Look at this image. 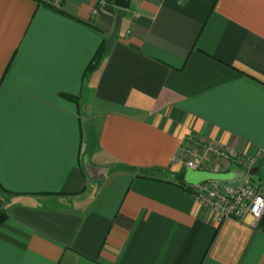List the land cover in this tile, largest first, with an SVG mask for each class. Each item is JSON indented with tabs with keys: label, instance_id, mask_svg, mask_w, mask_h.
I'll return each mask as SVG.
<instances>
[{
	"label": "crops",
	"instance_id": "crops-1",
	"mask_svg": "<svg viewBox=\"0 0 264 264\" xmlns=\"http://www.w3.org/2000/svg\"><path fill=\"white\" fill-rule=\"evenodd\" d=\"M100 1L0 0V264H264L185 182L212 145L264 190V0Z\"/></svg>",
	"mask_w": 264,
	"mask_h": 264
},
{
	"label": "built area",
	"instance_id": "built-area-1",
	"mask_svg": "<svg viewBox=\"0 0 264 264\" xmlns=\"http://www.w3.org/2000/svg\"><path fill=\"white\" fill-rule=\"evenodd\" d=\"M100 3L101 6L107 5L106 0H101ZM94 14L96 15L97 11ZM187 154L190 159L185 161L186 167L194 171H208L206 166L209 156H214L224 162L248 164L247 160L239 158L234 151L222 150L212 145L189 151ZM174 162L180 163L183 159L176 157ZM188 192L197 205L214 213L219 223L230 220L245 224L250 219V226L257 228L264 217V195L260 186L253 183L250 176L234 184L209 182L189 186Z\"/></svg>",
	"mask_w": 264,
	"mask_h": 264
},
{
	"label": "water",
	"instance_id": "water-1",
	"mask_svg": "<svg viewBox=\"0 0 264 264\" xmlns=\"http://www.w3.org/2000/svg\"><path fill=\"white\" fill-rule=\"evenodd\" d=\"M113 6L122 11H130L132 0H114ZM254 169L235 170L228 173H217L211 171H194L187 169L185 182L189 186H198L200 184L217 182L223 184H234L247 176H253Z\"/></svg>",
	"mask_w": 264,
	"mask_h": 264
},
{
	"label": "trees",
	"instance_id": "trees-1",
	"mask_svg": "<svg viewBox=\"0 0 264 264\" xmlns=\"http://www.w3.org/2000/svg\"><path fill=\"white\" fill-rule=\"evenodd\" d=\"M107 51H108L107 45L102 44L101 47L99 48V50L97 51V53H96L93 61L91 62L90 66L88 67L86 75L91 74L92 72H94L95 70H97L101 66ZM180 183H182V181H180ZM187 191H188V188H187ZM7 221H8L7 213L0 210V227L3 226ZM260 227L264 229V217L260 222Z\"/></svg>",
	"mask_w": 264,
	"mask_h": 264
},
{
	"label": "rangeland",
	"instance_id": "rangeland-1",
	"mask_svg": "<svg viewBox=\"0 0 264 264\" xmlns=\"http://www.w3.org/2000/svg\"><path fill=\"white\" fill-rule=\"evenodd\" d=\"M132 2H133V6H134V5L137 4L138 0H132ZM134 7H135V6H134ZM233 165H234V166H233ZM254 166H256V164L254 165V164H251L250 162H248V164H246L245 162L242 163V164H240V163H234V162L229 161V162H224L223 165H221V163H219V165H218L217 168H218V170L221 169L222 171H228L230 167H233V169H234V168L237 169V168H251V167H254ZM206 170H209V171L213 170V169H211L209 163H208V165L206 166ZM215 170H216V169H214V171H215ZM218 170H217V171H218ZM253 179L258 180V177H257V176H254ZM253 179H252V182L255 183V184H257L258 186H260V188H261V190H262V193H263V195H264L263 187H261V185H260L257 181H255V180H253Z\"/></svg>",
	"mask_w": 264,
	"mask_h": 264
}]
</instances>
